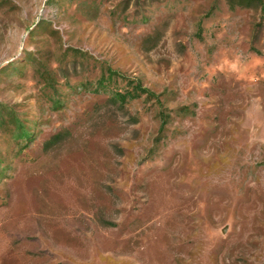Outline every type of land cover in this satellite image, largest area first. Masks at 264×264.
I'll use <instances>...</instances> for the list:
<instances>
[{
	"label": "rangeland",
	"instance_id": "obj_1",
	"mask_svg": "<svg viewBox=\"0 0 264 264\" xmlns=\"http://www.w3.org/2000/svg\"><path fill=\"white\" fill-rule=\"evenodd\" d=\"M260 1L0 0V264H264Z\"/></svg>",
	"mask_w": 264,
	"mask_h": 264
},
{
	"label": "trees",
	"instance_id": "obj_2",
	"mask_svg": "<svg viewBox=\"0 0 264 264\" xmlns=\"http://www.w3.org/2000/svg\"><path fill=\"white\" fill-rule=\"evenodd\" d=\"M249 1H252V0H249ZM254 1H257L259 3L261 2L260 0H254ZM235 2L238 5H240V4H242L243 0H230V3H232V4H234ZM109 73H110V75L114 74L113 71H109ZM142 95H145L148 98L157 99L156 95H154L153 93L149 92V90H147L146 88L142 87L139 84H136L131 89H126V91L124 93H120V92L115 93V98L119 102L125 103V102H128V101H132V100L138 99ZM162 122H165V121L162 120Z\"/></svg>",
	"mask_w": 264,
	"mask_h": 264
}]
</instances>
